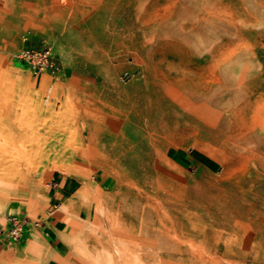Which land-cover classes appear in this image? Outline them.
<instances>
[{
  "label": "rangeland",
  "instance_id": "374dc122",
  "mask_svg": "<svg viewBox=\"0 0 264 264\" xmlns=\"http://www.w3.org/2000/svg\"><path fill=\"white\" fill-rule=\"evenodd\" d=\"M127 1L0 0V133H8L16 125V118L21 117L23 123L37 126L50 137L58 135L57 140L49 139L47 154L64 163L71 173L55 174L78 181L63 203L49 198L51 183L36 192V174L18 186L19 193L0 195V264H51L46 259L49 254L58 255L65 264H74L64 239L73 237L69 220L78 218L85 207L97 212L104 205L109 212L132 218L137 228L144 224L158 229L154 211L138 215L129 209L136 203L145 207L146 198L178 215L192 231L197 229L205 235V242L197 238L194 247L187 246V254L210 252L222 264H264V136L259 130L248 143L258 158L250 163L247 172L237 176H224L223 165L206 152L216 144L212 131L207 129L193 131L196 138H185L177 127L176 132H182L177 141L168 151L160 152L165 171L149 172L112 154L110 136L104 131L112 115L131 116V106L145 105L151 95L146 82L149 53L132 50L141 34L137 27L128 31L134 16L127 18V9H123L109 18H93L98 8ZM236 1L233 9L238 8ZM229 2L225 0L224 5ZM183 3L193 8L195 1L182 0L176 6L182 12L180 21L189 23L191 16L185 13ZM209 7L215 9L216 3ZM24 13L36 15L28 17ZM221 23L217 29L206 22L202 37L206 49L198 53L209 57L234 53L236 62L223 70V78L240 79V74L248 71L255 93L262 92L264 23L262 27L253 26V33L244 38L235 35L227 19ZM196 34L194 30V39ZM45 44L53 47L61 73L37 78L16 56L26 47L41 48ZM18 76L24 85L18 82ZM27 88L33 90L35 98L27 95ZM236 91L237 84L228 83L225 88L213 83L200 107L212 115H223L224 103ZM242 101L243 98L237 104ZM218 118L208 125H218L222 120ZM83 187L88 191L82 199V209L65 212L64 205ZM51 214L64 222V231L59 233L64 238L59 237L64 244L62 256L52 253L46 234L45 224ZM11 218L23 223L17 238L12 235ZM151 252L141 264H190L179 254L170 257L154 248Z\"/></svg>",
  "mask_w": 264,
  "mask_h": 264
},
{
  "label": "bare ground",
  "instance_id": "6f19581e",
  "mask_svg": "<svg viewBox=\"0 0 264 264\" xmlns=\"http://www.w3.org/2000/svg\"><path fill=\"white\" fill-rule=\"evenodd\" d=\"M194 1L193 8L183 3L186 5L185 13L191 16L189 23L180 21L182 12L176 9L182 0H128L121 5L115 3L97 9L93 18H109L123 9H127L124 12L127 18L134 16L135 22L128 31L137 27L141 34L136 38L137 47L132 50L134 53H149L146 56L150 64L146 82L151 95L147 103L140 107L131 106V116L120 118L113 114L104 131L110 136L111 151L116 158L149 172H161L166 167L160 152L168 151L170 145L177 141L178 134L182 133L176 132L177 127L181 128L185 138H196L195 132L200 129L210 130L216 144L206 152L223 165L224 176H237L247 172L250 163L258 158L248 143L257 130L264 136V89L255 93L248 80L250 75L245 70L240 79L234 76L233 79L223 78V70L233 64L234 53H218L209 57L198 52L206 49L202 38L206 22L210 21L220 29L225 18L235 29L237 37L252 34L253 26L264 23V0H237L236 9L232 7L234 0L226 5L225 0ZM211 3H216L215 9H210ZM209 11L210 15H206ZM35 15L24 13L28 17ZM194 30L197 31L196 39L192 35ZM18 82L24 85L19 76ZM213 83L225 88L228 83L238 85V91L224 103V113L220 116L200 107L207 100ZM26 91L30 98H35L32 89L27 88ZM241 98L242 103L237 104ZM220 117L222 120L218 125H208ZM20 118H16V125L8 133H0V195L19 193L18 186L34 174L37 175L34 180L36 192H40L51 183L56 171L71 173L64 163L52 160L47 154L49 139L57 140L58 135L50 137L37 126L23 123ZM86 191V187L77 190L64 205V211L69 213L82 209ZM145 202L143 208L136 203L129 209L138 215L154 211L158 217V229L153 230L144 224L137 228L132 218L109 212L104 205L98 207L97 212L85 207L78 218L70 219L73 237L66 240L61 235L59 237L66 242L74 264H141L151 256L152 248L170 257L179 254L190 264H222L220 258L210 252L187 254V246H193L197 238L205 242V235L202 236L197 229L192 231L178 215L151 204L148 198ZM46 259L65 264L55 254H49Z\"/></svg>",
  "mask_w": 264,
  "mask_h": 264
},
{
  "label": "built area",
  "instance_id": "2783aa9c",
  "mask_svg": "<svg viewBox=\"0 0 264 264\" xmlns=\"http://www.w3.org/2000/svg\"><path fill=\"white\" fill-rule=\"evenodd\" d=\"M16 58L20 63L25 64L37 78L44 74L57 76L61 73L54 49L49 44L41 48L26 47L18 53ZM10 224L14 225L12 235L19 237L23 230V223L17 218H11Z\"/></svg>",
  "mask_w": 264,
  "mask_h": 264
},
{
  "label": "crops",
  "instance_id": "0c3cea01",
  "mask_svg": "<svg viewBox=\"0 0 264 264\" xmlns=\"http://www.w3.org/2000/svg\"><path fill=\"white\" fill-rule=\"evenodd\" d=\"M78 181L75 177L56 173L53 176L51 184L49 185V198L54 203H63L69 198V194L76 189ZM62 205V204H60ZM64 222L59 221L58 218L51 214L49 220L45 224L46 234L48 236L50 245L53 252L61 255L60 250L62 249L63 242L59 239V233L63 232ZM62 256V255H61ZM51 264H59L52 262Z\"/></svg>",
  "mask_w": 264,
  "mask_h": 264
}]
</instances>
